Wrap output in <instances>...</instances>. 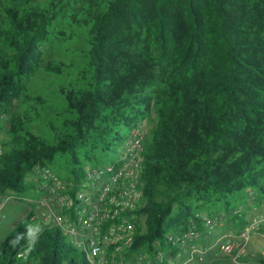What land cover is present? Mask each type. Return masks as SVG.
<instances>
[{
  "label": "trees",
  "instance_id": "trees-1",
  "mask_svg": "<svg viewBox=\"0 0 264 264\" xmlns=\"http://www.w3.org/2000/svg\"><path fill=\"white\" fill-rule=\"evenodd\" d=\"M82 33L80 58L55 52L58 40ZM40 67L69 80L58 87L62 102L28 94ZM14 98L23 109L11 113L0 143V191L18 196L33 188L28 174L59 155L72 194L85 165L101 163L95 153L121 139L119 126L130 131L145 119L127 251L174 254L167 234L191 222L201 231L205 216L243 228L238 205L249 189L264 196V0H0L1 110ZM29 107L47 112L52 139L25 123ZM30 216L0 241V264H93L59 225L32 229ZM256 258L264 264V253Z\"/></svg>",
  "mask_w": 264,
  "mask_h": 264
},
{
  "label": "built area",
  "instance_id": "built-area-1",
  "mask_svg": "<svg viewBox=\"0 0 264 264\" xmlns=\"http://www.w3.org/2000/svg\"><path fill=\"white\" fill-rule=\"evenodd\" d=\"M147 133L143 119L115 147L114 157L85 168V175L72 194V181L62 179L48 167L40 172L43 195L39 201L46 206L41 212L43 220L59 225L72 242L85 250L93 264H120L122 258L118 254L127 251L133 240L137 219L134 209L142 197L143 146ZM5 200H0V209ZM204 219L206 224L213 218L205 216ZM261 220L264 216L243 230L242 241H222L220 250L239 262L252 229ZM199 235L200 230L191 222L180 232H169L167 237L175 245H182ZM191 247L192 253L198 251L196 245ZM157 253L162 259L164 253L161 250Z\"/></svg>",
  "mask_w": 264,
  "mask_h": 264
},
{
  "label": "rangeland",
  "instance_id": "rangeland-1",
  "mask_svg": "<svg viewBox=\"0 0 264 264\" xmlns=\"http://www.w3.org/2000/svg\"><path fill=\"white\" fill-rule=\"evenodd\" d=\"M83 37L84 34L82 33L80 36L75 35L74 38H70L67 41L58 40V43L54 45L55 52L60 56H71L76 54V57L80 58V54L83 52L81 48L84 47L86 43ZM48 47L49 45L45 44L40 48L42 51H46ZM45 72L43 67H40V69L37 70V75L33 76L30 81H28V94L35 95L41 93L47 95L50 100L62 102L63 100L61 95H59L58 87L68 83L69 80L60 74ZM30 101H32V99H29V102ZM22 109L23 107L20 108L17 98L13 99L6 111H2L0 107V143L7 138V128L9 126V117L11 113L16 110L21 111ZM28 109L27 112L30 113V120H26L25 123H32L36 132L47 139H52L53 131L49 126V118L45 116L47 112L42 110L41 114L37 115L34 108L29 107ZM40 109L42 108L40 107ZM50 119H53L54 122L53 117ZM54 123L57 129L61 128L59 120H56ZM119 130L122 137L115 142L113 146L114 149L130 132L124 125H120ZM113 148L103 152H96V161L104 162L114 157ZM88 165L89 164H86L85 168H87ZM45 167L54 169L58 176L64 180L70 178L68 175L70 166L68 165L66 155L57 156L55 162ZM45 167H35L32 172L28 174L27 178L33 182V188L25 196H18L16 192L11 189L0 191V200L3 201L6 198L0 209V241L15 225L18 219L28 212H31L30 227L32 229H38L42 224L50 223V221L43 220L41 212L42 210H46V206L39 201L43 195V191L40 190V172ZM243 195H245V193H243L242 196ZM238 208L246 212V224L243 228L234 226L228 217L213 218L209 223L203 225L200 235L197 238H194L193 241L186 240L182 245H177V250L174 254L159 249L164 253L163 258L160 259L157 252L152 253L141 246L135 251H122L119 253L118 255L122 258L120 264H258L259 262L256 258L257 252L264 253V233L258 226L264 224V220L259 221V225L252 229L251 235L245 246L244 255L240 258L239 262H235L229 254L220 250L219 244L222 241H242L243 230L251 222L264 216V196L255 189H249L246 199L238 205ZM143 219L144 215L139 219V223L142 227H144ZM65 235L70 239L68 234ZM154 243L157 244V241ZM192 244L196 245L198 251L191 252Z\"/></svg>",
  "mask_w": 264,
  "mask_h": 264
}]
</instances>
